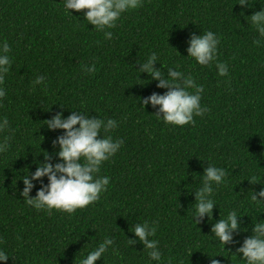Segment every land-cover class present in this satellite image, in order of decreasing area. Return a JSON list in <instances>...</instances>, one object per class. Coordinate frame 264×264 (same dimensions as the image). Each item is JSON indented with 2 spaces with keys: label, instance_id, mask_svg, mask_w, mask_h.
<instances>
[{
  "label": "trees",
  "instance_id": "trees-1",
  "mask_svg": "<svg viewBox=\"0 0 264 264\" xmlns=\"http://www.w3.org/2000/svg\"><path fill=\"white\" fill-rule=\"evenodd\" d=\"M62 2L0 0V42L9 44L11 60L0 100L10 129L0 139L11 137L0 153V250L11 257L5 264H80L106 238L114 243L96 264H147L143 245L127 241L137 239L130 227L143 222L156 228L162 264H243L237 249L252 235V219L264 220V204L251 199L264 188V42L254 43L261 38L244 16L264 0L244 8L239 0H142L106 29L110 40ZM204 31L219 39L217 61L228 66L227 76L218 75L215 63L187 58L190 36ZM153 52L155 68L165 74L174 68L203 87L201 106L208 111L194 123L166 125L150 105L139 108L141 98L167 91L137 72V61ZM92 64L94 73L82 71ZM37 76L46 86H31ZM70 110L118 121L111 135L124 142L101 166L99 175L110 183L98 201L72 214L37 211L19 195L21 178L45 162L44 152L59 162L53 141L63 132L44 121L58 113L67 118ZM208 164L224 168L226 177L213 186L211 221L196 225L192 191ZM33 184L31 197L40 188ZM233 210L248 231L234 233L224 248L211 226Z\"/></svg>",
  "mask_w": 264,
  "mask_h": 264
},
{
  "label": "clouds",
  "instance_id": "clouds-1",
  "mask_svg": "<svg viewBox=\"0 0 264 264\" xmlns=\"http://www.w3.org/2000/svg\"><path fill=\"white\" fill-rule=\"evenodd\" d=\"M64 9L72 15V11L83 12L84 21L94 26L97 32H103L105 39H112L113 33L106 29L116 27L121 15L141 6L142 0H63ZM241 8L250 7L249 0H239ZM241 16L244 13L241 12ZM247 23L255 29L261 39L254 41L256 44L264 42V7L254 12L251 16H244ZM220 41L212 31H204L200 35L193 33L188 41L186 49L188 56L201 66H208L215 63L217 73L224 77L228 75V66L217 61V49ZM172 48V47H171ZM174 49V48H173ZM10 46L4 41L0 42V100L5 95L3 87L5 75L11 66ZM179 53V52H178ZM180 55V54H179ZM158 56L151 53L145 61L140 62L138 73H147L152 81H156L157 88L166 89L164 94L152 93L147 98H141L139 103L144 109L151 106L156 110L155 116L166 125L185 126L194 123L195 117H202L208 111L201 106L202 93L201 85H198L191 75L166 68L164 71L154 67L157 64ZM162 65V64H161ZM165 66L162 65V69ZM95 64L85 65L82 71L94 73ZM45 85L44 76H37L31 86ZM192 90V91H190ZM63 107V106H62ZM50 131L62 130L63 134L57 136L53 141V147L59 148L53 155L59 162L52 163L53 156L47 152L43 154V163H38L34 173L23 176L24 188L19 193L26 205L35 210H53L72 214L77 209H83L99 200L102 193L107 191L110 183L108 176L99 175L104 162L112 158L121 148L122 139H113L111 133L117 129L119 122L108 118L90 117L89 113L79 110H70V115L65 118L63 113H58L51 119L44 121ZM9 120L7 117H0V133L9 132ZM9 135L0 139V153H4L9 147ZM47 178L45 185L43 179ZM226 171L224 168L208 164L200 176V186L193 192L195 203L193 221L197 225L205 217L211 221L213 209L216 202L212 198L213 186L224 183ZM254 179V178H253ZM253 179L248 180L251 184ZM33 181L40 182V188L36 191L35 197H31L35 185ZM258 184V183H256ZM256 204H264V188L253 192L251 197ZM236 211H229L225 218H220L211 226L212 237L224 248L233 241V234L239 231L247 232L248 229H241ZM251 228L252 235L246 238L237 249L243 264H264V220L253 221ZM129 231L137 239H128L129 245L137 242L143 245L147 252L148 261L162 264V253L159 249V241L153 239L156 228L148 222L136 223ZM114 241L106 238L99 243L95 249L88 252L82 258L80 264H96L106 253ZM11 258L5 251L0 250V264H5ZM211 264H219L216 259H211Z\"/></svg>",
  "mask_w": 264,
  "mask_h": 264
}]
</instances>
